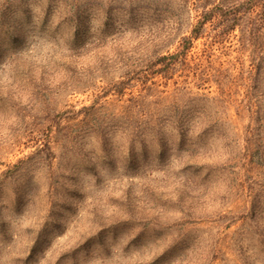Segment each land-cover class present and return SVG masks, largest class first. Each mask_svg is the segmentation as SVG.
Listing matches in <instances>:
<instances>
[{
  "label": "rangeland",
  "instance_id": "1",
  "mask_svg": "<svg viewBox=\"0 0 264 264\" xmlns=\"http://www.w3.org/2000/svg\"><path fill=\"white\" fill-rule=\"evenodd\" d=\"M46 2L0 8V264H264V20L167 65L194 10L78 32Z\"/></svg>",
  "mask_w": 264,
  "mask_h": 264
},
{
  "label": "trees",
  "instance_id": "2",
  "mask_svg": "<svg viewBox=\"0 0 264 264\" xmlns=\"http://www.w3.org/2000/svg\"><path fill=\"white\" fill-rule=\"evenodd\" d=\"M16 1L17 0H0V8L4 12L14 11V4ZM150 3L152 6L158 7L159 13H153L152 17L148 16L147 25L155 15L162 18L159 8L162 7V13L171 16V18L169 16L167 17L169 23H171L168 25V28L172 32L182 29L181 27L184 23L180 21L184 20L187 10H194L197 13L195 16L196 24L192 25L191 36L181 39L182 52L176 55H166L159 58L161 63L167 62V65L172 60L185 55V50L190 47L193 39L199 38L204 32L205 25L211 20H215V18H219L218 24L224 28L221 32L222 34L230 33L240 23H244L241 36L242 46H245L247 42L248 44L257 45L256 38H252L251 31L254 29L252 27L254 21L251 17L260 16L264 20V0H47L46 3H43L44 13L40 24L45 25L48 22L47 18L51 16L57 17V15H59V27L71 24L70 26L79 32L82 30L85 20L91 18V22L92 20L99 22L106 18L102 23L100 22V27H103L105 30H102L107 33V31L110 30V21L115 14L121 13L129 17L132 22L131 25L136 27L137 24L138 26L142 19H138L136 15L152 8L148 6ZM25 11H27L28 15L31 14L29 8H25ZM182 16L183 18L181 19ZM167 22L168 21L165 20L163 26L166 25ZM172 23H174L175 27L172 26ZM250 27H252L251 30ZM152 32L154 33V38L152 40L155 46L156 39L161 33L158 32V30H153ZM167 32L166 30V32L162 34L170 36L171 33ZM253 34L256 36V32Z\"/></svg>",
  "mask_w": 264,
  "mask_h": 264
}]
</instances>
